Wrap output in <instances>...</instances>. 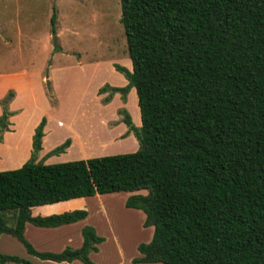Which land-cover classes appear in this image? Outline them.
Returning a JSON list of instances; mask_svg holds the SVG:
<instances>
[{
    "label": "trees",
    "instance_id": "1",
    "mask_svg": "<svg viewBox=\"0 0 264 264\" xmlns=\"http://www.w3.org/2000/svg\"><path fill=\"white\" fill-rule=\"evenodd\" d=\"M129 70L113 65L126 85L97 95L121 101L133 88L140 126L117 111L138 143L132 153L57 164L35 161L44 119L34 129L30 158L0 172V235L27 254L54 263L93 264L103 239L81 229V247L37 253L23 227H57L86 216L74 210L47 217L31 209L111 193L130 195L140 210L145 264H264V0H119ZM54 11L49 19L55 35ZM8 91L0 100V140L8 131ZM65 140L45 157L63 153ZM13 211V212H11ZM31 264L0 253V264Z\"/></svg>",
    "mask_w": 264,
    "mask_h": 264
},
{
    "label": "rangeland",
    "instance_id": "2",
    "mask_svg": "<svg viewBox=\"0 0 264 264\" xmlns=\"http://www.w3.org/2000/svg\"><path fill=\"white\" fill-rule=\"evenodd\" d=\"M53 11L55 35L49 24ZM119 18V0H0V100L8 91L13 94L5 107L10 113L7 128L12 125L11 116L16 124L26 122L27 126L38 119L33 135L43 118L44 125L48 119L49 140H57L66 129L78 134L81 154L100 157L128 150L127 143L106 141L118 132L110 122L112 113L126 112L120 105L124 100L113 101V94L102 104L107 94L97 95L104 85L115 87L113 65L130 69ZM122 195L102 200L121 247L118 254L109 242L100 259L104 264H125L142 234L138 219L123 214Z\"/></svg>",
    "mask_w": 264,
    "mask_h": 264
},
{
    "label": "crops",
    "instance_id": "3",
    "mask_svg": "<svg viewBox=\"0 0 264 264\" xmlns=\"http://www.w3.org/2000/svg\"><path fill=\"white\" fill-rule=\"evenodd\" d=\"M127 61L129 64V60ZM111 72L112 75L116 79H118L114 84L115 87H122L126 84V81L122 77H120L112 70ZM117 99L120 100L119 95L115 94L113 97V101ZM120 105L122 106V108L125 109V111L129 115L132 126L138 128L140 126V121L138 108L136 105V95L133 88H130L128 90L124 101L121 102ZM15 119L16 118L12 116L9 118L12 125L8 127V132H4L2 134V139L0 141V172L18 169L30 157L32 129L37 124L38 119H35L33 123H31L29 126L26 125V122L22 124H16ZM57 123L61 125V122ZM110 123V127H113V129L115 130L117 129L118 132L113 135H109L106 141L109 143H114L119 140L122 143H127L130 146L128 150H123V153L119 154L132 153L136 151V142L133 137V134L131 132H126L124 124H120L121 122L118 121V116L116 115V113H112ZM14 124L18 125L19 128H16ZM66 130V134H63L57 140L55 138L49 140V136H51V131L49 130L47 119L43 127V136L40 140V150L36 153L35 156L36 162L42 160L43 164L48 165L92 158V154L88 155L84 154L83 152L82 154L79 153L81 143L78 139V134H76L74 131H70L68 129ZM107 130L110 131L111 128H108ZM67 137L70 138V144L63 153L58 154L56 156L45 157V155L52 148L62 143ZM119 193H124V195H122L123 197L121 202V204L124 206V202L127 197L135 194L144 195L145 192L140 191L132 193ZM119 193L94 195L85 198H76L32 208L31 215L33 217H47L50 215H58L65 212H71L74 210H84L86 212V216L82 220H79L77 222L63 224L57 227H36L29 223H26L23 227L22 236L24 240L37 253L57 254L63 251L64 249L76 250L80 248L82 244V238L80 234L81 229L85 226L92 227L95 231V234L98 237H101L103 241L96 246L97 251L94 253H90L88 257L93 264H104L103 262H101L100 259L108 243L111 242L112 244H114L113 249L115 250L116 248L118 254H120L121 252V247L116 241V238H114V235L112 234V227L108 219L109 209L105 208V204H103L102 200H105L111 196H119ZM92 202L96 203L93 207ZM123 208V214H129L128 217H130L131 220L138 219L140 232L142 233L138 241L134 242L133 254L129 256L125 264H145L132 263V260L140 257L136 250V247L142 241L146 243L149 242L152 234V227L142 226L144 221V215L140 210L128 209L125 207ZM144 234H146V236H143ZM0 253L4 255L18 257L31 264H81L79 261H72L70 263H54L47 260H39L38 258L27 254L22 245L15 238L5 234L0 235ZM114 264H121V262H115Z\"/></svg>",
    "mask_w": 264,
    "mask_h": 264
},
{
    "label": "water",
    "instance_id": "4",
    "mask_svg": "<svg viewBox=\"0 0 264 264\" xmlns=\"http://www.w3.org/2000/svg\"><path fill=\"white\" fill-rule=\"evenodd\" d=\"M55 41H56V38L53 37V43H54V46H55Z\"/></svg>",
    "mask_w": 264,
    "mask_h": 264
}]
</instances>
